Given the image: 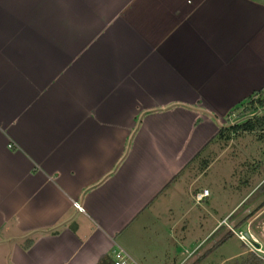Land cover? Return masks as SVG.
Segmentation results:
<instances>
[{
	"label": "crops",
	"instance_id": "crops-1",
	"mask_svg": "<svg viewBox=\"0 0 264 264\" xmlns=\"http://www.w3.org/2000/svg\"><path fill=\"white\" fill-rule=\"evenodd\" d=\"M262 91L264 0H0V264H201L264 204L211 173Z\"/></svg>",
	"mask_w": 264,
	"mask_h": 264
},
{
	"label": "rangeland",
	"instance_id": "rangeland-1",
	"mask_svg": "<svg viewBox=\"0 0 264 264\" xmlns=\"http://www.w3.org/2000/svg\"><path fill=\"white\" fill-rule=\"evenodd\" d=\"M244 111L245 109L242 108V106L235 109L227 116V124H232V122H234L232 125H236L246 121L247 119L245 118L251 117L252 113ZM219 155H221L219 162L215 165V168L211 170V173H213L212 177H215V173L218 169L223 170V168L226 167V172L228 174L226 179L229 180V184L225 185V180L222 185L218 182L217 184L221 185L220 187H227L228 191L231 189L230 187H233L235 191H240L239 196L244 194V192L251 190L254 186L257 187L262 185L261 187L259 186L260 188L257 187L254 191H251L252 193L246 200L251 198L248 204H253V201L258 199H261V201L264 200V142H260L255 134H244L239 137H233L232 140L228 142L221 141L219 144L218 156ZM208 176H210V173ZM210 180H207L206 183L210 184ZM210 185L215 187V183L213 182ZM215 189L217 188L215 187ZM214 193L216 194V191H214ZM237 198L238 197L234 198V200L237 201L234 202L235 205L238 204V200H240ZM241 198L244 197L242 196ZM220 209H222V207H220ZM254 209L255 210L251 213V217L255 216L256 212L259 210H262L263 212L264 204L260 205L257 209ZM243 211L244 208L239 210V214ZM251 217L248 218L249 221L253 220ZM249 221H246L245 219L238 225L235 224L232 226L237 232H244L248 227L251 228L252 233L256 237L255 240L259 243L257 248V245L255 244L256 249H253L254 252H251L250 248L246 247L236 234L234 235L232 233L230 235L225 226L219 233H212L210 237L205 239L210 232L209 229H211L213 225L211 223H207V225L202 224V244L200 245L199 252L202 254L200 257V260L202 261L201 264H235L236 262V264H243V259L247 257H254L261 261V264H264V214L259 219L252 221L251 224H248ZM257 249L261 251L259 252ZM210 250L212 251L211 254H214V260L209 256ZM242 253H245V255L239 257L238 255ZM195 258L198 259L199 254H197ZM205 259L208 262L205 261ZM250 260L253 261V259ZM256 263L257 262H254V264ZM249 264L253 263L249 262Z\"/></svg>",
	"mask_w": 264,
	"mask_h": 264
},
{
	"label": "trees",
	"instance_id": "trees-1",
	"mask_svg": "<svg viewBox=\"0 0 264 264\" xmlns=\"http://www.w3.org/2000/svg\"><path fill=\"white\" fill-rule=\"evenodd\" d=\"M244 106V105H243ZM244 112H254L258 108H264V91L259 93L258 99H252L245 105ZM255 134L260 142H264V116L263 117H254L252 119L241 122L240 124L231 126L229 128H221L218 134L219 140L228 142L231 139V136H237L239 134ZM253 257V256H252ZM250 259H253L251 261ZM257 262L256 264H261L262 262L258 259L253 258H244L243 264H249ZM237 263V262H236ZM235 263V264H236ZM99 264H114V262L108 258L103 259Z\"/></svg>",
	"mask_w": 264,
	"mask_h": 264
},
{
	"label": "built area",
	"instance_id": "built-area-1",
	"mask_svg": "<svg viewBox=\"0 0 264 264\" xmlns=\"http://www.w3.org/2000/svg\"><path fill=\"white\" fill-rule=\"evenodd\" d=\"M209 191L208 190H204L202 193H197L194 195V200L196 202V204H201L203 203L205 197L209 196ZM77 208L80 209V206L78 204H76ZM236 236L239 238V240L248 248H250L251 252H254V248H255V244L257 245L256 248L258 247L259 243L257 242V240H255L256 238H254V236L252 234L248 232H239V233H235ZM255 248V249H256ZM257 251H261L258 250ZM114 264H139L130 254H128L126 251H124L121 248H118L115 252H114V260H113Z\"/></svg>",
	"mask_w": 264,
	"mask_h": 264
}]
</instances>
